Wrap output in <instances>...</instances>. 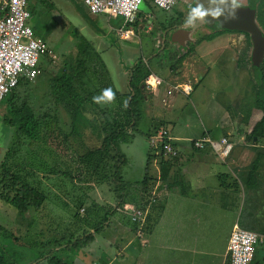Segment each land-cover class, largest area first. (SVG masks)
Here are the masks:
<instances>
[{"label":"rangeland","instance_id":"obj_1","mask_svg":"<svg viewBox=\"0 0 264 264\" xmlns=\"http://www.w3.org/2000/svg\"><path fill=\"white\" fill-rule=\"evenodd\" d=\"M238 1L242 2L244 0ZM192 2L190 0L188 5L182 9L183 11L181 9L178 10L186 14L187 11H190ZM28 9L31 14L29 23L38 30L42 37H46L47 42L49 41L48 47H51V50L58 55V59H52V54L50 52H45L40 58H46L48 62L54 61L52 62L53 65L57 66L60 64L63 66L64 62V64H67L73 59L77 53L76 46L80 38L84 36L96 43L97 49L100 51L109 67L116 87L121 91L128 90L126 78H124V76H122L123 78L120 77V73L124 68L131 69L139 60L145 61L151 57L152 59L158 57L159 66H161L162 71H160L161 69H153L155 73H159L164 78V82L160 85L159 91H155L153 94V107L146 108L145 117L140 123L141 130L147 131L148 127L150 128L154 121L157 120L160 123H158L157 126H155L156 124L154 126L152 125L155 129H158L156 134H158V132H163V130H171L172 133H170L172 135L181 139L180 144L182 147L189 143L190 138L200 136L204 131L203 125L205 124L207 131L213 137L220 139L222 135H226L232 142H241L238 137V132L241 129L246 130V127L250 130V125L260 118L259 115H263L262 109L254 105V103L257 104L255 90L258 89L261 71L253 69L255 66L253 67L250 61L252 45H248L246 35L242 32L233 31V34L229 31V33L226 32L223 34L222 38L224 39L233 38V41L237 44L235 50L233 46L227 47L225 50H220L217 47L212 48V46L209 48V40L207 39L201 42L199 47H195L198 55H196L194 59L197 60L199 64L200 62H205L210 69L208 76L201 79L198 84L195 83V78L191 72L188 75L189 77L176 78V75L179 73L175 70L179 65L174 69H171L170 65L172 66L175 62V58L179 57L178 55H183L189 50L188 42L193 43L194 39L200 36V34L202 35L210 31L201 23H198L194 28H188L184 25L179 27L181 29H173L168 35L169 41L163 33V40L167 41L169 46H165L166 49L161 52L159 50L160 47L162 46V48H164L163 41L161 40V28L163 27V23L161 22L165 23V20H169L172 13L160 8L152 0H145L141 4L140 12L142 14V19L145 20L142 21L140 18L136 25H129L128 28L134 31V35L128 37H121L118 33V29L122 26L124 21L122 17L109 18L107 15L103 14L89 16L85 5L81 3L80 0H39V2L30 0ZM145 22L146 25H144ZM202 29H205V31L198 33V31ZM146 30L150 31L151 34H148L149 32ZM151 41L152 47L149 49ZM235 51L238 53L239 61L242 56L248 58L249 63L239 64L241 67L240 70H242V66H244L246 70L243 69L240 71L235 69ZM174 52L177 54L176 57L172 59L170 55ZM192 55L193 52L185 58L187 59ZM63 60L65 61L63 62ZM184 81L192 83L195 88H202L203 90L206 88V92H208L206 94V99L209 100L208 108H210L209 114L206 110H203L202 102L195 98L196 92L192 93V95H186L183 92L176 91L174 86L171 87V92L174 91V96L178 97L179 100L174 106H172L171 97L168 94L164 96L166 88H169L167 85L168 82L175 85ZM146 92L147 95H150L149 90H146ZM216 102L222 105L223 109L227 111L224 117H222L224 112H221L217 108ZM252 109H254V111ZM243 116L245 121L240 122ZM227 120L231 121L228 122ZM161 123L165 125L163 128ZM81 124L83 125L81 127L83 131H85L87 126H90L87 120L84 119ZM13 136V130L8 128L1 118L0 146L3 147L6 145V142L4 141L2 144L1 140L6 138L9 140ZM98 139L99 137H95L92 140L87 139L84 143L90 146L98 142ZM133 140L127 144H121V151L125 154V161L120 171L125 179L126 186L131 192V198L132 196H136L139 192V181L145 176L146 171L151 173L155 172L154 167L156 163L153 160L149 166L147 164L149 150L151 149L150 140L143 134L140 135L139 138L137 137L134 141ZM23 146L25 145H21L22 151L24 150ZM38 148L39 146H36L37 150ZM153 150H156L158 155L161 153L159 147ZM28 152L31 153V151ZM28 152H26V155ZM41 152H43V150H41ZM181 152L183 157L186 156L184 159L190 161L198 155L183 147L181 148ZM5 153L4 150H0V155L3 156ZM47 153L48 151L46 154ZM35 154L36 153H34V155ZM37 155H39V153H37ZM73 160L71 159V161ZM199 163L201 166L207 167L206 162L199 161ZM74 165L75 168H77L76 164ZM212 165H214V163H212ZM209 166H211L210 162ZM220 167L219 173L230 175L234 180L236 179L233 173L226 172L227 168L225 165H220ZM84 171L85 174L81 177L82 179L80 178L81 180L78 178L73 180L70 176H66V181H62L66 183V187L64 190L59 191L61 199L55 201V206H52L49 202L46 203L40 209L41 213L37 216L26 217L17 214V217L15 214L17 210L12 206H8L7 208L3 207V209H1V213L7 214L8 216L6 217L8 219L6 221L0 216V224L11 230V232L13 231L15 236L20 238L16 242V247H14L13 264H33L34 257H38V263L48 264L43 254H41V251L47 253L48 249L55 247V245H49L46 248L30 247L29 245L35 239L47 242L48 244L52 243L50 239H56L58 240V245L64 244V246H67V241L63 242L61 240L62 237L68 236L69 238V236L74 233L70 238L75 240L78 235H83L84 231L90 230L91 227L93 228L94 225L103 220L106 213L117 205L118 199H116V194L112 188H110L106 182H101L96 175L91 173V170L88 174L86 169H84ZM213 173L209 171L210 190H213L217 184V187L223 193L224 179H218V173L215 176ZM230 181L232 180L229 178L227 182ZM67 187H71V189L68 190L66 189ZM238 187V193L233 190L229 200L233 203L226 206L225 202L215 201L211 206V210H207L205 216H200L202 223L207 221L209 229H207V233H202L199 241L197 240L196 244H198V246L196 252H189L188 254L193 258L192 264H228L229 256L227 250L229 239L236 225L235 223L240 220L241 210H238V205L244 201L245 191H247L243 183L242 186L238 185ZM87 193L90 195L94 194L95 198L104 199L105 201L99 200L101 205L94 207L93 201L90 198L84 197ZM218 195L221 194L219 193ZM233 196L235 197L234 200ZM131 198L126 200L125 207L128 202H131ZM217 198L220 200L221 196H217ZM80 199H85V206H78ZM77 207H80V209ZM87 207L88 212L86 211ZM83 208L85 209L84 211H82ZM200 210L204 212L203 209ZM118 211L119 212H116L114 216L123 215L126 217V212L122 211V209ZM76 213H79L80 219H77L75 216ZM262 213L264 212L261 207L256 206L255 215L258 217ZM26 215H28V212ZM111 215L112 214H110V216ZM85 217L88 218L89 226L87 225V227L84 223ZM103 227H105L102 232L104 240L102 237H98V244H95V247H93L94 249L87 248L86 251H84V249L78 251L86 255L87 259L85 261L92 259L90 260V264H98L97 261L106 262L110 258L116 260L115 248L104 246V242L106 241L107 243V240L112 237L115 228L114 226H107L105 224H103ZM203 236L205 237L202 238ZM20 244L24 245L20 246ZM258 247L255 252L253 251L256 258L260 256ZM72 250L76 252L78 249H74L72 246L71 250L68 252H73ZM93 250L98 256L97 260L92 256L94 255ZM65 252L67 251L64 249V252L57 253L59 256L65 258ZM183 256L180 257L182 258ZM180 257L176 255L175 259L181 260ZM115 263L133 264V259L130 258L128 261L122 262V257H120ZM179 263L189 264L182 260Z\"/></svg>","mask_w":264,"mask_h":264},{"label":"trees","instance_id":"obj_2","mask_svg":"<svg viewBox=\"0 0 264 264\" xmlns=\"http://www.w3.org/2000/svg\"><path fill=\"white\" fill-rule=\"evenodd\" d=\"M247 3L254 8L257 22L264 32V0H248ZM85 7L89 16L97 15L90 12L86 5ZM140 18H142L141 12H139L136 21L132 25H136ZM226 32L229 33V31L218 30L201 35L191 44L189 52L178 58L170 56L172 59L175 58L171 68H177V65L181 64L185 57L191 54L202 41L206 39L212 40L217 35ZM245 35L248 45H252L250 35L248 33H245ZM239 62L240 64L249 63V60L247 57L242 56ZM253 69L261 71L258 89L255 90L257 104L254 103V105L262 109L263 115L250 125V130L246 134V139L253 144L251 147L255 152V158L248 166L241 168L238 172V178L247 188V191H245V204L238 224L241 227L264 233V220L255 215L256 205L251 194L260 175V169L264 166V62L260 68L254 67ZM62 71H64L61 77L63 89L60 92L59 100L66 107L69 122H65L63 125L56 121V125L52 128H47L49 133L42 135L37 134L40 130L39 127L33 128L29 124L18 129L19 133L14 135V144L8 149L5 157L0 160V200L15 208L19 215L26 216L30 209L36 212L41 211L40 209L43 207L47 197V191L43 188L41 181L37 184L32 179L30 180L27 174L23 173V169L25 170L26 167L35 165L31 162L30 156L25 159L22 157V151L19 148L23 143L31 145L33 142L38 141L42 144L41 147L44 146L46 148L43 152L46 153L48 151V159L40 161V165L48 164L52 168L53 173L58 174L63 172L65 169L64 164H66L68 167L63 172V175L65 177L70 176L73 180H76V178L80 179L85 174L84 169L87 170V174L91 170V173L96 175L101 182H106L112 188L118 203L106 213L103 220L94 225L93 232L86 230L83 235H78L75 240L70 238L74 234L72 233L69 238L68 236L61 238L63 242L67 241L66 247L56 251L52 247L48 249L47 253L41 251L48 264H70L68 258L59 256L57 252H64L65 249L67 251L66 255H68V251L71 250L72 246L74 249L79 250L89 245L95 240L96 233L102 231L103 224H106L111 217L110 214L113 215L119 209L125 208V202L130 197V190L126 186L125 179L120 172L125 161V154L121 151V144L129 143L137 134H143L150 139L153 136L152 130L154 132L158 131L155 127H150L147 131L140 129V123L146 113L147 89L145 79L152 72L147 63L139 60L134 65L129 73L128 90L121 91L116 87L108 65L96 48L95 43L82 36L77 44V53L73 59L63 66ZM21 78L22 76L19 83ZM108 87H111L116 93L115 102L104 104L101 101V104L104 105L94 103L93 96L100 95L102 90ZM125 101H127V107L124 106ZM83 119L87 120L90 125L86 127L85 131L81 128ZM30 122L34 123L35 120L32 119ZM161 125L162 128L165 126L163 123ZM95 137H99L98 142L90 146L85 145L84 142L87 139L92 140ZM255 137L257 140H255ZM24 139H28L29 142L26 143ZM163 140L164 142H171L166 135H164ZM152 151L153 149L149 150L147 164L149 166L155 158L159 159V181L161 186L166 185L168 191L175 190V192L178 187V194L186 195L187 188L183 180L177 174H170L179 156L167 155L162 149L159 155H153ZM49 159L52 160L50 164ZM71 159L74 160L71 161ZM74 164H76L77 168H75ZM152 181L153 177L150 172L146 171L145 176L140 181L144 201L143 203H138L141 208L148 205L153 197L151 196ZM237 183L238 179L236 178L235 184ZM83 203L82 199H80L78 206H83ZM97 206L98 203H95L94 207ZM77 208L80 209V207ZM157 209V206H154L148 219L153 211ZM75 216L77 219L81 218L79 213H76ZM84 220L88 221V218L85 217ZM84 223L86 224V222ZM19 239L13 231L11 232V230L0 224V264H13L14 247H16V242ZM50 241L52 243L48 244L37 240L36 245L39 248L58 245V240L50 239ZM257 247L258 245L255 246L254 252ZM258 248L260 256L256 258L253 252V257L249 264H264V246H259Z\"/></svg>","mask_w":264,"mask_h":264},{"label":"crops","instance_id":"obj_3","mask_svg":"<svg viewBox=\"0 0 264 264\" xmlns=\"http://www.w3.org/2000/svg\"><path fill=\"white\" fill-rule=\"evenodd\" d=\"M80 1L81 3H83L82 0ZM36 2H39V0H36ZM34 30L36 31V35L41 39H43L48 45L49 41L47 42L46 37H42L39 34L38 30H36L35 28ZM146 31L148 32V30ZM148 34H151V32ZM223 34L224 33L217 35L212 40H209L208 41V44L210 46L209 48H211L212 46V48L217 47L220 50H225L227 47L233 46L235 50L237 44H235L233 38L231 37L230 39H224L222 38ZM199 45L200 44H198L196 47H199ZM151 47H152V41L150 42L149 49H151ZM54 54L57 58L52 56L53 57L52 59H58V55H56V53ZM196 55H198L197 50L194 49L193 55L188 57L187 59L185 58L186 60L184 59L182 63L179 64L178 68L175 70L177 73H179L178 75H176V78L189 77L188 75L191 72L195 78V83L199 84L201 79H204L208 76V74L210 73L209 67L205 62H200L199 64V62L194 59ZM64 61L65 60H63V62ZM142 61L144 63H147V65L150 67V69H152L153 72H155L153 68L159 70L161 69V66H159L158 57H154L153 59L151 57L150 59H147L145 61L142 60ZM52 62L54 61L48 62L46 58H40L36 67V76L33 79H30L28 75L26 74L22 75L19 85L12 91V93L8 97H6L0 103V120L2 118L4 123H6V125L8 126V128L13 130L14 135L19 133L18 129L20 127L26 126L28 124L30 125V127L33 128L39 127L40 130L38 131L37 134L42 135L44 133H49L47 128L49 127L52 128L54 125H56V121L63 125L65 124V122L66 123L69 122V116L67 114L66 107L64 103L63 102L61 103V101L59 100L60 92L63 89L62 87L63 81L61 77L63 75L62 72H64L62 71V68L65 65L64 64L65 62L63 63V66L60 64L57 66L53 65ZM239 64L240 63H239L238 53L235 51V61H234L235 69L240 70L241 67L239 66ZM131 69L124 68V70H122V72L120 73L121 78H123L122 76L126 78L127 84ZM243 69L246 70L244 66H242V70ZM160 71H162V69ZM156 74H158L163 79L164 82V78L159 73ZM178 84H181L180 86H183L184 84L193 85L188 81L179 82ZM178 84L172 85L169 82L167 83L169 88H166L164 96L168 94L171 97L172 106L176 105L179 102V100L178 97L174 96L173 94L174 91L171 92L172 91L171 87L173 86L175 87ZM160 85L155 91H159ZM155 91H150L149 92L150 95H146L145 111L146 108L153 107L154 104L153 94ZM195 92H196L195 98L198 101L202 102L203 110H206L207 113L209 114L210 108H208L209 100L206 99V94L208 93L206 92V88L203 90L202 88H195L193 85V90L190 94L192 95V93ZM216 104H217V108L221 112H224V115L222 116L224 117L227 114V111H225L222 105H219V103L216 102ZM252 110L254 111V109ZM259 117H261V115H259ZM32 119L35 120L34 123L30 122L32 121ZM240 120H241L240 122L242 121L244 122L245 121L244 116ZM230 121L231 120H229L228 122ZM158 123L160 122L156 120L152 125L154 126L156 124L155 126H157ZM152 125L151 127H153ZM203 127H204V131L201 133L200 136L190 138L189 143L187 145L182 146L188 151L190 150L191 152L198 154L191 161L185 160L184 158L186 156L183 157V154L181 152L182 147L180 144L181 139L177 138L175 135H172L171 130L169 131L163 130V132L166 133V136L170 138L172 145L178 150V156H179V159L176 165L171 169L170 174L171 175L177 174L179 178L183 180V183L187 188L186 189L187 193L186 195L183 196L181 194H178L179 191L178 187L176 188V192H175V190L168 191L166 189V185L161 186V182L159 181V176H160V164L158 162L159 159L155 158L154 159V162H156L154 167L155 172L153 173L150 172V175L153 177L152 194H151V196L153 197L150 199L148 205L141 208L139 204L140 202L143 203L144 201H143L142 188L140 184V190L137 193V195L132 196V198L130 195L128 199L131 198L130 200L131 202H128L126 204V207L122 208V211L126 212V217L123 215L114 216L115 213L111 215V217L109 218L108 222L105 225L114 226L115 229L114 232L112 233V237L107 240V243L106 241L104 242L105 243L104 246L115 248L116 260L110 258L106 262L97 261L98 264H116L115 262L120 257H122V262L128 261L130 258H132L133 264H180L179 262L181 260L183 262L186 261L189 264L193 263V258L188 254L189 252H196L198 246V244H196L197 240L199 241V238L202 236V233L204 234L207 233V229H209V227L207 226L208 225L207 221H204L202 223L200 216H205L206 211L211 210V206L213 205V203H215V201L225 202L226 206L233 203L229 201L233 190L236 191V193H238V188H239L238 185L242 186V182L238 178V172L240 171L241 168L248 166L255 158V152L252 150L251 147L253 144L252 143L250 144V142L246 139V134L249 130L248 127H246L248 130L241 129L238 132V137L240 138L241 142L233 141L235 143L234 150L232 154L225 159H221L217 154H215L214 150L209 146L203 149H198L194 147L193 140L201 138L203 136H209L213 139H219L213 137L207 131L205 124L203 125ZM152 132L153 135H156V132H154L153 130ZM158 134L160 133L158 132ZM140 135L141 134H137L134 140L137 137L139 138ZM222 136H226V135H222ZM14 140H15L14 136L9 140L8 138L1 140V143L3 144L5 141L6 145L3 147L0 146V150H4L5 152H7L8 149H10V147L14 144ZM24 141L26 143L29 142L28 139H24ZM23 145L25 146H23L24 152L21 150L22 157L25 159L27 158V156H30L31 162H33V164L35 165V166L31 165L30 167H26L25 170L23 169V173L27 174L29 176V179L30 180L32 179L33 182H36L37 184H39L41 181L42 185L44 186L43 188L46 189L47 197L43 203V206L48 202L52 206H55L56 205L55 201H59L61 199L59 191L64 190L66 187L65 186L66 183L62 181H66L63 172L67 170L66 168L68 166L64 164L65 169L63 170V172H60L58 174L53 173L52 168L48 164L44 166L40 165V161H44L46 157H47L46 159H48V155L44 152H41V150L46 149L44 146L41 147L42 144H40L38 141H35L31 145L28 144L26 145L24 143ZM36 146H39L38 150L36 149ZM19 148L21 147L19 146ZM151 149L153 148L151 147ZM27 151H31V153L28 152V154L26 155ZM32 152H35L36 154L34 155V153ZM37 153H39L40 156L37 155ZM5 154L3 156L0 155V160L3 157H5ZM152 154L158 155V152L156 150H153ZM51 161L52 160L49 159V164L51 163ZM199 161L206 162L207 167L201 166ZM209 162L211 163V166H209ZM212 163H214V165H212ZM220 165H225L227 168L226 172L233 173L235 175V177L238 179L237 184H235V180L232 178V176L219 173L220 172L219 169L221 168ZM263 169L264 166H262L260 169V175L256 180L255 188L253 190V193L251 191V194L253 195V198L255 200V205L260 206L262 211L264 212V170ZM209 171H211L212 173L214 172L213 173L214 176L217 175L218 173L217 175L218 179L220 180L224 179L223 193L217 187V184L215 185L213 190H210ZM229 178L232 181L227 182ZM68 187L66 189L68 190L71 189V187L70 188ZM219 193L221 195H218ZM94 196H95L94 194L90 195L89 193H87L85 194L84 197L90 198L93 201V204L98 203L99 206L101 205L99 200L105 201L104 199H98L95 198ZM217 196H221L220 200L217 198ZM234 199L235 197L233 196V200ZM82 201L84 202L83 206H85L86 205L85 199H82ZM244 202L245 201L241 202L238 205V210L239 209L241 211L243 210ZM8 206L10 205L0 200V216H2L6 221L8 219L6 216L8 215L5 213L2 214L1 209H3V207L7 208ZM154 206H157L158 209L153 211V213L148 219V216L152 212ZM200 209H203L204 212L201 211ZM86 210L88 211L87 208ZM138 210H142L143 212H145L146 213L145 217L142 220L133 221L132 216ZM39 213H41V211L36 212L34 210L32 211L29 210L28 215H26V217L37 216ZM15 214L18 217L19 213L17 212ZM258 217L264 220V213H262ZM85 222H86L85 226L87 227L89 223L88 221ZM238 222L239 221H237L236 223ZM104 228L105 227H103L102 231L96 233L95 240L92 243H90L85 247H82L81 249H84V251H86L87 248L91 249L95 247V244L98 241V237H102L104 240V236H102V232ZM90 231L93 232L94 229L91 228ZM204 237L205 236H203L202 238ZM36 241L37 240L35 239L29 246L38 247L36 245ZM21 245L24 244H20V246ZM62 247H66V246H64V244H62V246L56 245L55 247H53V249L56 251L62 249ZM99 248H100V242H99ZM79 250H77L76 252L75 250H72L73 252L71 251L68 252V255H66L65 252L64 257L68 258L70 264H90V260L92 259H90L89 261H85L87 259L86 255L82 252H78ZM93 254L94 255L92 256H94L97 260L98 256L94 252V250H93ZM176 255H178L179 257L183 255L184 256L182 258L180 257L181 260H176L175 259ZM37 258L38 257H34L33 264H40L38 263L39 259Z\"/></svg>","mask_w":264,"mask_h":264},{"label":"built area","instance_id":"obj_4","mask_svg":"<svg viewBox=\"0 0 264 264\" xmlns=\"http://www.w3.org/2000/svg\"><path fill=\"white\" fill-rule=\"evenodd\" d=\"M29 1L0 0V103L18 86L22 75L26 74L30 79L36 76V67L43 53L50 52L53 57H56L46 42L36 35L33 26L29 23L31 16L28 9ZM144 1L82 0L93 14H103L109 18L122 17L124 21L118 29L121 37L134 35V31L128 26L136 21ZM152 1L165 11L173 10L179 2V0ZM162 82L163 79L152 71L145 79V86L147 90L155 91ZM180 85L175 86V89L186 95L193 90V85ZM164 135H166L165 132L152 136L150 146L153 149L159 147L170 156L178 155V150L171 142H164ZM193 144L198 149L211 147L221 159L228 158L235 147L226 136L220 139L203 136L193 140ZM145 214L142 210H138L133 214L132 219L133 221L142 220ZM256 245L264 246V234L241 227L236 223L229 239V264H249Z\"/></svg>","mask_w":264,"mask_h":264},{"label":"water","instance_id":"obj_5","mask_svg":"<svg viewBox=\"0 0 264 264\" xmlns=\"http://www.w3.org/2000/svg\"><path fill=\"white\" fill-rule=\"evenodd\" d=\"M247 2L248 0L242 2L238 1L239 8L236 9L234 19L225 20L224 17L221 16L218 20L201 24L210 32L225 30L231 31L233 34V31L242 32L244 34L248 33L252 41L250 61L253 67L260 68L264 62V32L257 22L254 8L250 7ZM196 3L197 0H193L191 6H196ZM199 3L208 7V0H199Z\"/></svg>","mask_w":264,"mask_h":264},{"label":"clouds","instance_id":"obj_6","mask_svg":"<svg viewBox=\"0 0 264 264\" xmlns=\"http://www.w3.org/2000/svg\"><path fill=\"white\" fill-rule=\"evenodd\" d=\"M237 8H239L238 0H208V7L197 0L196 6H190L184 23L186 27L194 28L198 23H210L218 20L221 16L225 20L234 19ZM115 96L116 93L113 89L108 87L103 89L100 95L93 96V102L101 104L103 101L104 104H112L115 102ZM124 106L127 107V101Z\"/></svg>","mask_w":264,"mask_h":264},{"label":"flooded vegetation","instance_id":"obj_7","mask_svg":"<svg viewBox=\"0 0 264 264\" xmlns=\"http://www.w3.org/2000/svg\"><path fill=\"white\" fill-rule=\"evenodd\" d=\"M189 2H190V0H184V2H183V0H179V2L177 3V5L175 6V8L170 11L172 13L170 19L167 20V21L165 20V23L164 22H161V23H163V27L161 28V40L163 41V44H164V48H162V46H161L160 49H159L161 52L166 49L165 46H169V43H167V41L163 40L162 34L164 33L165 34V37H167V40H168V35L170 34V32H172L173 29H176V28L181 29L179 27L185 25L184 21H185L187 15H188L189 11H187L186 14H185L184 12H181L178 9H181V10L184 9V7H186V5H188ZM191 2H192V0H191ZM144 20L145 19H142V21H144ZM149 22H151V21H149ZM164 24H165V26H164ZM144 25H146V22L144 23ZM201 31H205V29L199 30L198 33L201 32ZM148 32L150 33V31H148ZM200 36H201V34H200ZM200 36H198L197 38H195L194 41L196 39H198ZM191 44H192V42H188L189 50H190ZM189 50L187 52H189ZM176 54L177 53L174 52L170 56H174L175 57ZM178 56L180 57L182 55H178Z\"/></svg>","mask_w":264,"mask_h":264}]
</instances>
